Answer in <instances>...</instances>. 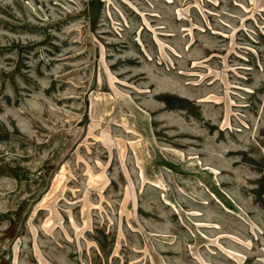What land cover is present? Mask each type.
Masks as SVG:
<instances>
[{
  "label": "rangeland",
  "instance_id": "obj_1",
  "mask_svg": "<svg viewBox=\"0 0 264 264\" xmlns=\"http://www.w3.org/2000/svg\"><path fill=\"white\" fill-rule=\"evenodd\" d=\"M0 264H264V0H0Z\"/></svg>",
  "mask_w": 264,
  "mask_h": 264
}]
</instances>
